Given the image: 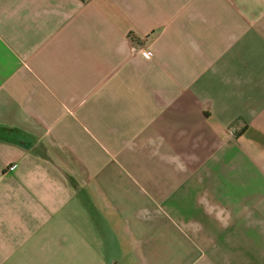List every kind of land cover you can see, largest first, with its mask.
Listing matches in <instances>:
<instances>
[{
	"label": "crops",
	"instance_id": "1",
	"mask_svg": "<svg viewBox=\"0 0 264 264\" xmlns=\"http://www.w3.org/2000/svg\"><path fill=\"white\" fill-rule=\"evenodd\" d=\"M0 264H264V0H0Z\"/></svg>",
	"mask_w": 264,
	"mask_h": 264
},
{
	"label": "built area",
	"instance_id": "2",
	"mask_svg": "<svg viewBox=\"0 0 264 264\" xmlns=\"http://www.w3.org/2000/svg\"><path fill=\"white\" fill-rule=\"evenodd\" d=\"M143 52H144L145 55H148V56L150 55V53L147 50H144ZM229 134L232 136L233 132L231 131V132H229Z\"/></svg>",
	"mask_w": 264,
	"mask_h": 264
}]
</instances>
